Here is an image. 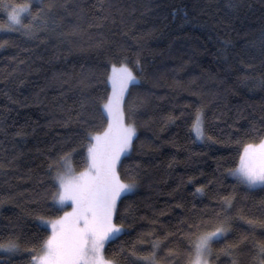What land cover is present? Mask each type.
Wrapping results in <instances>:
<instances>
[{
  "label": "trees",
  "instance_id": "obj_1",
  "mask_svg": "<svg viewBox=\"0 0 264 264\" xmlns=\"http://www.w3.org/2000/svg\"><path fill=\"white\" fill-rule=\"evenodd\" d=\"M11 2L31 3L33 15L56 6L36 36L0 31V244L19 245L0 253V264H30L50 234L40 218L61 211L48 165L76 149L73 167L86 166V134L107 126L111 64L125 57L143 70L133 69L139 81L124 94L137 136L118 170L124 179L135 173L137 187L118 201L114 221L124 231L107 242L105 258L190 264V239L226 223L210 263L260 264L264 186L248 188L229 170L246 144L264 139V0ZM7 23L0 8V28ZM201 107L206 138L198 143L190 114Z\"/></svg>",
  "mask_w": 264,
  "mask_h": 264
},
{
  "label": "snow or ice",
  "instance_id": "obj_2",
  "mask_svg": "<svg viewBox=\"0 0 264 264\" xmlns=\"http://www.w3.org/2000/svg\"><path fill=\"white\" fill-rule=\"evenodd\" d=\"M55 6L53 3L42 4L33 15L31 3L14 4L11 0H0V8L7 12L8 17L7 25L0 28V31L16 30L28 36H36L42 30L41 25L45 28L47 26L46 10L50 11ZM28 17H31V22L24 25L23 20ZM6 43H0V47ZM134 68L143 70L139 59L131 67L126 57L111 64L107 79L112 91L101 104V116L107 120V126L103 133L86 134L87 143L83 145L86 148L83 157L86 168L77 173L73 167L72 155L76 149L64 153L48 165L50 171L55 169L52 176L55 188L51 194L52 201L59 206L58 211L64 207H70L71 210L63 211V215L54 219L40 218L43 224L50 225L51 231L39 248L33 249L37 254L31 257L30 264H115L105 259V245L124 231L122 225L114 222L117 204L122 196L133 193L137 187L135 173L129 170L128 178L124 179L118 170L122 157L130 152L137 136L134 123L126 122L123 108L124 94L129 90V85L138 79ZM190 118V131L197 138L205 139L203 108H197L190 114ZM175 119L169 117L172 122ZM229 174L236 177L238 183L250 188L264 186V140L258 145L246 144L239 156L238 165L230 169ZM197 191L202 192L203 186ZM225 202L229 203L227 198ZM227 230L225 223L215 231L202 233L195 240L190 239L193 249L190 254L191 264H209L211 242L223 238ZM152 247L159 248L160 242L153 241ZM0 249L14 252L19 250V245L10 240L7 244H0ZM226 251L231 255L230 249ZM258 256L264 257V245H259ZM144 259L148 264H157L154 254ZM260 264H264V259L260 260Z\"/></svg>",
  "mask_w": 264,
  "mask_h": 264
},
{
  "label": "rangeland",
  "instance_id": "obj_3",
  "mask_svg": "<svg viewBox=\"0 0 264 264\" xmlns=\"http://www.w3.org/2000/svg\"><path fill=\"white\" fill-rule=\"evenodd\" d=\"M136 75V74H135ZM137 81H139V79H137ZM136 81V82H137ZM134 83V82H133ZM109 84H110V86H111V83L109 82ZM111 91H112V87H111ZM110 94H111V92H110ZM129 124H132V123H129ZM136 127V126H135ZM100 133H103V132H100ZM193 134H194V137H195V140L198 142V143H202V142H204V140L205 139H199V138H197L196 136H195V133L193 132ZM264 140V139H263ZM260 143V142H259ZM259 143H256L257 145L259 144ZM243 152V151H242ZM87 166V165H86ZM86 166H84V168H82V169H80V170H76V172L77 173H79V172H81V171H83L85 168H86ZM231 177H233V178H235L236 180H237V178L236 177H234V176H232V175H230ZM246 187H248L247 185H245ZM255 187H260L259 185L258 186H255ZM248 188H250V187H248ZM251 188H254V187H251ZM53 203H54V206H56L57 208L59 207L58 205H56L55 204V202L53 201ZM69 204H70V202H69ZM71 209H70V207H64L63 208V210H61V214L59 215V216H61V215H63V211H70ZM56 218V217H55ZM54 219V218H53ZM115 222V221H114ZM47 227H49V229H50V231H51V228H50V225H47V224H45ZM212 231H215V229L214 230H211V231H209V232H212ZM227 232V231H226ZM225 232V233H226ZM118 235V234H117ZM115 238V237H114ZM113 239V238H112ZM214 241V240H213ZM107 244V243H106ZM14 252H16V251H14ZM14 252H12V253H14ZM0 253H11V252H8V251H5V250H3V249H0ZM105 257V256H104ZM106 259V258H105ZM108 260V259H107ZM190 264H191V262H190ZM209 264H211L210 263V261H209Z\"/></svg>",
  "mask_w": 264,
  "mask_h": 264
}]
</instances>
